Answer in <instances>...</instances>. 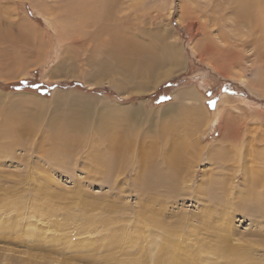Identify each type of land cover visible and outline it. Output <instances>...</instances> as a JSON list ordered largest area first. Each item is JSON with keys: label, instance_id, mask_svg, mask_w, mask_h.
<instances>
[{"label": "rangeland", "instance_id": "obj_1", "mask_svg": "<svg viewBox=\"0 0 264 264\" xmlns=\"http://www.w3.org/2000/svg\"><path fill=\"white\" fill-rule=\"evenodd\" d=\"M86 1L0 0V264H264L254 33L224 0Z\"/></svg>", "mask_w": 264, "mask_h": 264}, {"label": "bare ground", "instance_id": "obj_2", "mask_svg": "<svg viewBox=\"0 0 264 264\" xmlns=\"http://www.w3.org/2000/svg\"><path fill=\"white\" fill-rule=\"evenodd\" d=\"M224 1L228 2L229 4L232 3L233 8L229 7L228 10L224 9L222 14L226 13V16L228 13L235 15L236 20H233V23H234L233 25H236V26L246 25L251 29V31L255 35V38H251L252 40H250L249 43H246V45L258 46V48L264 52V19H263L264 14L263 13H256L252 10L255 7L261 8L263 3H264V0H254V2H246V3L244 1H247V0H224ZM100 2H102V0H87L85 3L82 4L83 8L81 10H82V16L84 18L83 20H87L88 22L96 23L101 19V16H98L97 12L95 11L96 8L98 9L101 7V4H99ZM226 11H228V12H226ZM222 14H221V18L226 17V16H222ZM228 19H229V17H227V20ZM10 28L12 29L13 25H12V27L10 26ZM0 29H1V27H0ZM1 31L2 30H0V41L2 42L5 40V35H4L5 32L4 31L1 32ZM28 31L30 32L31 28H25L24 31L19 29V33H20V35H22L21 37H23V38L24 37L26 38V37H28V35H30ZM10 34H12V33L10 31H8L7 35H10ZM20 35H18V36H20ZM9 41H10V39H9ZM117 43H116V47H118V48L115 47V49H113V51H112L113 54H116L119 51V46ZM13 44H16V43L14 42ZM132 44H133V42L129 41L127 44V48L124 47L125 49L122 52H130V53L131 52H137L138 50H136V48L134 50L132 47ZM149 68H151V67H149ZM146 71H147V69L145 70V72ZM147 73H148V71H147ZM169 75H170V72L166 75H163L164 76L163 78H159V76H157L155 81H158V82H156V84H158L161 80H164V78L166 79ZM155 81H154V83H155ZM152 166H153V163H152ZM154 166H155V164H154ZM155 167H157V165ZM254 175H255V173H254ZM154 176L156 177V178L155 177L154 178L157 181V179H159V178H157V175H154ZM158 176H159V174H158ZM248 176L245 175V177H248ZM252 176L250 179H248V178H245V179L248 180L249 182H251V184H253L252 186L255 187L259 181H258L257 177H252ZM152 222H153V226L154 225L158 226V228L161 227L160 229H157V228H156L157 230L155 229L156 231H159V232H155V234H154L155 237H158V233H160V232H162L166 235L170 234V231L168 229H166V227H165L166 230L163 229V227L165 225H164V222L159 219V209H154L153 216H152ZM224 238H225L224 236H221V238L219 240H221V242H223ZM164 240H166V239L164 238ZM226 250L231 255H234V253L236 252V250H234V249L227 248Z\"/></svg>", "mask_w": 264, "mask_h": 264}, {"label": "crops", "instance_id": "obj_3", "mask_svg": "<svg viewBox=\"0 0 264 264\" xmlns=\"http://www.w3.org/2000/svg\"><path fill=\"white\" fill-rule=\"evenodd\" d=\"M189 94V95H188ZM183 97H186L187 96V101H192V103H196V102H198L199 101V99H198V97L194 94V93H188V92H184V93H182L181 94ZM202 111V109H193V108H191V109H189V110H187V112H186V114L188 113V115H193V114H195V113H198V114H200V113H202L201 112ZM184 115V114H183ZM191 118L193 117V116H190ZM204 120H206V119H204Z\"/></svg>", "mask_w": 264, "mask_h": 264}]
</instances>
